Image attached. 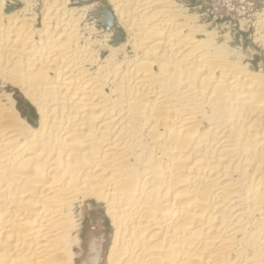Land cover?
Listing matches in <instances>:
<instances>
[{"label":"bare ground","instance_id":"6f19581e","mask_svg":"<svg viewBox=\"0 0 264 264\" xmlns=\"http://www.w3.org/2000/svg\"><path fill=\"white\" fill-rule=\"evenodd\" d=\"M190 10L0 0V264H264V63Z\"/></svg>","mask_w":264,"mask_h":264},{"label":"rangeland","instance_id":"374dc122","mask_svg":"<svg viewBox=\"0 0 264 264\" xmlns=\"http://www.w3.org/2000/svg\"><path fill=\"white\" fill-rule=\"evenodd\" d=\"M178 1L188 5L193 11L191 12L192 14L194 12L199 14L202 17V21L204 20V23L210 25L211 29H216L223 35L227 32H232L236 37L235 47L243 50L246 60L252 65L259 67L264 63V48L255 38L257 31L255 30V23L257 22V15L261 14L262 11L264 12V0ZM97 16L102 17L99 14ZM105 19L102 18L98 24L105 25ZM20 106L24 112L26 111V114L32 117L35 116L34 109L24 99L21 100ZM99 230L105 231L106 233L109 232V234L111 231L104 207L94 204L92 206H86L83 219L84 237L87 236V238L89 237L88 239H91L95 234L100 232Z\"/></svg>","mask_w":264,"mask_h":264}]
</instances>
